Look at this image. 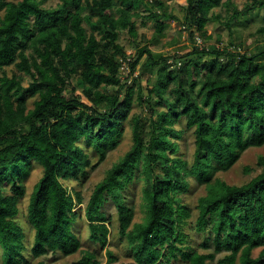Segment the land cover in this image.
<instances>
[{"label": "trees", "instance_id": "trees-1", "mask_svg": "<svg viewBox=\"0 0 264 264\" xmlns=\"http://www.w3.org/2000/svg\"><path fill=\"white\" fill-rule=\"evenodd\" d=\"M44 1L0 0V264H28L27 254L36 260L77 253L74 264H116L107 248L110 218L101 210L107 201L130 249L128 264H209L222 252L217 264H264V158L257 161L260 173L241 185L215 177L247 149L264 145V26L252 47L237 41L233 29L264 11V0H246L241 9L233 0H186L179 13L167 0H61L55 8ZM222 7L223 18L213 14ZM138 19L153 23L150 39L137 41ZM169 22L182 26L190 47L171 55L152 51L166 40ZM209 23L227 30L228 47L216 45L219 37L212 43ZM120 32L133 43L129 56ZM133 106L148 121L131 114ZM181 119L194 137L189 168L176 156ZM125 123L130 149L94 186L83 211L89 240L105 251L102 263L96 251L81 249L73 227L83 198L62 182L82 185L119 146ZM33 163L42 174L26 207L28 246L15 219ZM138 169L142 212L135 222L122 192ZM189 178L205 190L194 217L180 198ZM192 233H208L213 252L207 241L201 252L192 247Z\"/></svg>", "mask_w": 264, "mask_h": 264}, {"label": "rangeland", "instance_id": "rangeland-1", "mask_svg": "<svg viewBox=\"0 0 264 264\" xmlns=\"http://www.w3.org/2000/svg\"><path fill=\"white\" fill-rule=\"evenodd\" d=\"M226 1V0H223ZM61 0H45L43 3L44 8H55L60 4ZM233 2L237 5L238 9H241L243 5L246 3V0H233ZM168 5L172 6L177 13L181 12L182 9L186 6V0H167ZM213 14H219L222 18L226 15V9L224 7L217 8L213 10ZM144 23V24H143ZM170 29L167 33L166 40L159 47H152L150 49L154 52L164 53V54H175L176 51L190 47L191 42L188 39L187 32H182L184 29L178 23L169 22ZM264 26V11L261 10L259 12H252L247 17L243 18L239 25L234 26L235 30L234 36L239 37L237 41H242L246 46L250 44V46H254L255 44L261 43V38L257 36L256 31L259 27ZM153 23L149 20L138 19L137 20V30H138V39L140 40L141 36H144L146 39H150L153 33ZM186 31V30H185ZM119 43L123 47L126 54H133L134 48L131 39L125 32H120ZM181 34V36H179ZM206 34L207 36L212 37V43H215V39L217 37L220 38V42L216 43L218 47L224 48L229 46L230 36L227 30L223 29L217 23H209L206 26ZM202 41L199 46L202 45ZM186 52V51H184ZM13 68L9 67L6 69L7 73L10 75ZM126 76V74H124ZM154 80L151 81L153 83ZM130 81H128L129 83ZM26 86V82L24 83ZM31 105V101L29 102ZM134 113L136 115L142 116L147 120V113L142 110L140 107L133 106L131 114ZM211 116V114H210ZM145 121V122H146ZM177 129L180 131V139L176 140L179 146L178 156L180 159L186 162L189 166L193 161V153H194V137L192 134V130H185V122L183 119L176 124ZM132 144V137L130 131V125L124 124V133L120 139L119 146L110 151L106 159L99 164L90 174L89 178L84 181L82 185H77L76 183L71 182H62V184L67 188L69 193H72L73 190L80 193L83 198V204L79 207H76L75 210L82 215V219L78 220L73 227L74 232L78 235L83 250H93L97 252L98 260L102 263H105V251H101L99 247L92 243L88 238V230L87 223L83 218V211L85 208V204L87 203L94 186L100 182L106 172L118 162L122 156L130 149ZM259 157L264 158V145L260 148H249L247 149L239 158V160L226 172H219L216 174V178L221 179L226 182L228 185H241L243 183L248 182L250 179L255 177L260 173L261 168L258 167L257 161ZM97 160L95 157L92 161L94 163ZM250 169V173L246 174L244 169ZM140 171L138 169L135 171V177L137 178L134 183H131L126 189L122 192V196L124 197L125 203L128 206L134 207V221H140L141 218V208H140V200H141V186L142 181L140 180ZM42 169L37 164H32L29 169L28 175L23 180V185L25 189V195L22 200L19 202V214L15 219V222L22 228L23 233L25 235L24 242L26 245H30L32 239V229L27 223L26 219V207L28 204L29 196L34 188V185L41 177ZM204 186L198 184L196 180L193 178L187 179V190L180 194L181 202L188 206L195 216L194 207L196 205V201L198 197L204 195ZM102 212L106 215V217L110 218L109 223V231L110 234L108 236V249L111 250L114 254L117 255L118 260L116 264H128L131 263V255L129 253V248L126 244V241L119 236L118 234V222L116 218V209L111 201H107L103 207ZM194 219V218H193ZM193 219L191 221H193ZM188 231V228H185ZM209 234H196L192 233L190 245L197 249L198 251H203L201 248V244L205 241L209 244L208 251L213 252V244L212 241L209 240ZM209 240V241H208ZM262 249H255L252 252V257L255 258L258 256ZM227 253L222 252L215 255V259L209 264H217V262L222 259ZM29 263L28 264H37L38 261H44L46 264H74L79 258L80 253L69 257H62L59 254H49L46 257H42L39 259H31V257L27 254ZM0 261H1V252H0Z\"/></svg>", "mask_w": 264, "mask_h": 264}, {"label": "built area", "instance_id": "built-area-1", "mask_svg": "<svg viewBox=\"0 0 264 264\" xmlns=\"http://www.w3.org/2000/svg\"><path fill=\"white\" fill-rule=\"evenodd\" d=\"M195 42H196V45H198V44H200L201 40H200L199 38L196 37V38H195ZM129 55H131V54H127V56H129ZM120 61H121V63H122V68H121L122 73L128 75V73H129L128 66H127L126 63L123 62L121 59H120ZM129 61H130V60L127 59V62H129Z\"/></svg>", "mask_w": 264, "mask_h": 264}]
</instances>
